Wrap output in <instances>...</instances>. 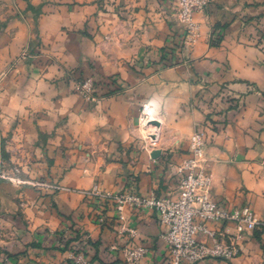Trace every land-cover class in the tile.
Returning a JSON list of instances; mask_svg holds the SVG:
<instances>
[{"label": "crops", "instance_id": "crops-1", "mask_svg": "<svg viewBox=\"0 0 264 264\" xmlns=\"http://www.w3.org/2000/svg\"><path fill=\"white\" fill-rule=\"evenodd\" d=\"M172 3L0 0V264H126L115 209L90 191L170 196L196 132L211 198L264 221V0H212L189 36ZM87 79L92 100L76 88ZM145 104L155 143L139 123ZM124 217L147 249L140 264H170L155 212L126 206ZM240 248L199 264H264V226Z\"/></svg>", "mask_w": 264, "mask_h": 264}, {"label": "built area", "instance_id": "built-area-1", "mask_svg": "<svg viewBox=\"0 0 264 264\" xmlns=\"http://www.w3.org/2000/svg\"><path fill=\"white\" fill-rule=\"evenodd\" d=\"M212 0H180L176 14L178 23L186 36L197 29L195 16L209 11ZM77 91L86 99H94L95 83L92 79L77 82ZM148 104L142 106L139 123L146 129L147 140L155 143L160 138L159 125ZM207 142L203 132H196L190 138L189 155L176 166L177 185L170 196H143L131 191L111 194L95 185L90 195L99 205H112L120 224L119 233L126 243L122 255L126 264H140L147 255V249L135 243L137 231L125 221L124 210L151 209L157 215L164 231L170 264H199L208 261L229 262L241 252L240 242L264 226L249 205L227 208L211 198L213 175L204 164ZM1 179L10 177L0 171ZM37 187L46 183L37 181ZM50 188H57L50 186ZM105 209L98 217L100 224L109 219ZM217 224L213 228L210 225ZM81 259L77 263L81 264Z\"/></svg>", "mask_w": 264, "mask_h": 264}, {"label": "trees", "instance_id": "trees-1", "mask_svg": "<svg viewBox=\"0 0 264 264\" xmlns=\"http://www.w3.org/2000/svg\"><path fill=\"white\" fill-rule=\"evenodd\" d=\"M181 47H182V44L179 43L178 45L174 46L173 48H172V47L169 48L168 51H167L165 54H163V55H164V56H163V59H165V60L167 61L168 55L175 56V55H176V54H175V51H177V49H179V48H181ZM69 243H70V241L67 243L66 246H68Z\"/></svg>", "mask_w": 264, "mask_h": 264}, {"label": "rangeland", "instance_id": "rangeland-1", "mask_svg": "<svg viewBox=\"0 0 264 264\" xmlns=\"http://www.w3.org/2000/svg\"><path fill=\"white\" fill-rule=\"evenodd\" d=\"M179 1L180 0H173V3H172V12L173 14L176 16L177 12H178V8H179ZM177 19V17H176ZM178 21V19H177Z\"/></svg>", "mask_w": 264, "mask_h": 264}, {"label": "water", "instance_id": "water-1", "mask_svg": "<svg viewBox=\"0 0 264 264\" xmlns=\"http://www.w3.org/2000/svg\"><path fill=\"white\" fill-rule=\"evenodd\" d=\"M154 124H155V125H158L157 122H155ZM158 155H159V153H155V154L153 155V157H157Z\"/></svg>", "mask_w": 264, "mask_h": 264}]
</instances>
